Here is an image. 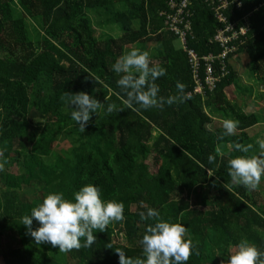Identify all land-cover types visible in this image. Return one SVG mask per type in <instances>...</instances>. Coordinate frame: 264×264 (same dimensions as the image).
I'll return each instance as SVG.
<instances>
[{
    "label": "trees",
    "instance_id": "1",
    "mask_svg": "<svg viewBox=\"0 0 264 264\" xmlns=\"http://www.w3.org/2000/svg\"><path fill=\"white\" fill-rule=\"evenodd\" d=\"M169 1L181 0H0V238L17 243L0 254L1 264H118L117 249L143 258L139 241L154 221L139 213L150 207L187 229L194 245L187 264H221L241 240L264 252V176L256 190H248L231 183L227 166L236 156L258 155L257 136L249 132L258 126L263 131L264 120L234 112L225 95L234 86L229 61L237 55L264 81V0H239L240 10L224 13L240 23L250 14V30L228 56L227 75L212 92L136 111L123 104L112 70L115 60L132 50L127 48H155L156 63L150 66L166 70L155 81L159 96L176 95L177 81L185 93L193 91L187 57L160 15ZM211 1L189 0L186 45L200 56L220 53L212 42L220 25ZM97 17L101 33L92 22ZM27 20L38 23L32 39ZM108 24L121 35L103 31ZM80 91L103 105L84 131L71 120L64 99V93ZM109 103L122 111L107 113ZM227 112L238 122L233 135L214 125L212 115ZM64 142L67 147L61 148ZM236 144L251 147L242 153ZM151 155L154 174L147 164ZM88 183L99 187L102 200L122 202L124 219L103 232L94 230L89 248L60 252L58 246L36 244L21 218L49 192L71 199Z\"/></svg>",
    "mask_w": 264,
    "mask_h": 264
},
{
    "label": "clouds",
    "instance_id": "2",
    "mask_svg": "<svg viewBox=\"0 0 264 264\" xmlns=\"http://www.w3.org/2000/svg\"><path fill=\"white\" fill-rule=\"evenodd\" d=\"M112 70L119 76L116 84L124 94L123 104L133 110L162 108L165 104L183 103L190 99L184 91L185 85L179 81L175 85L176 95L167 98L158 95L160 89L155 81L164 76L166 70L155 64L150 66L147 51L133 48L115 60ZM64 99L71 120L81 131L85 130L91 116L96 115L103 106L83 91L64 93ZM114 110L122 111L115 104H107V113ZM237 123L232 119L223 120V135H233ZM256 143L260 149L258 155H239L227 161L228 175L233 185L248 190H256L259 186L264 176V138H257ZM235 147L247 153L251 145L244 147L236 144ZM214 160L215 156L210 154L208 162ZM123 212L122 202L102 200L99 187L88 183L75 191L71 199L65 198L61 192H49L41 203L31 209L30 215L21 218V224L36 244L48 243L52 247L58 246L60 252H69L91 247L96 241L93 231L103 232L110 222L122 221ZM139 215L142 220L154 221L147 225L139 241L143 258L128 257L123 250L117 249L118 264H187L194 251L193 242L187 237V229L180 223L163 219L159 211L151 207ZM33 219L38 224L35 229L32 228ZM106 247L112 248L111 244ZM235 248L234 252L229 251L227 259L222 260L221 264H264V252L248 241L241 240Z\"/></svg>",
    "mask_w": 264,
    "mask_h": 264
},
{
    "label": "built area",
    "instance_id": "3",
    "mask_svg": "<svg viewBox=\"0 0 264 264\" xmlns=\"http://www.w3.org/2000/svg\"><path fill=\"white\" fill-rule=\"evenodd\" d=\"M167 12L160 15L164 17V25L166 29L173 33L180 43L181 50L187 57L189 70L194 82L193 91L188 95H204L205 91L212 92L217 84L227 75L226 60L229 55L234 54L238 45L242 44L240 38L246 36L250 30L249 16L239 21H228L224 14L227 10L235 8L241 9L239 0H212L211 8L214 17L219 23L220 28L213 37L214 43L220 48V53L207 54L200 56L193 50L187 48L186 41L191 36V12L189 10V0H181L180 2L169 1L167 3ZM239 24H241L239 26Z\"/></svg>",
    "mask_w": 264,
    "mask_h": 264
},
{
    "label": "rangeland",
    "instance_id": "4",
    "mask_svg": "<svg viewBox=\"0 0 264 264\" xmlns=\"http://www.w3.org/2000/svg\"><path fill=\"white\" fill-rule=\"evenodd\" d=\"M98 20H102V18H100V17H97L96 19L93 18L92 19L93 25H95L96 21L98 23H100ZM25 25H26L27 35L31 38V35H32L31 33L33 32V28L37 29L38 23L35 21L27 20L25 22ZM95 29H96L97 33H101V29L99 27H97L96 25H95ZM103 31H108V33L113 37H118L121 35L120 32L118 31V29L114 25H111V24L110 25L108 24L107 30L103 29ZM175 46L179 48L180 43H178V41H176ZM133 48L138 49L137 45L130 47V48H127V49L130 50ZM145 49H146L145 51H147L149 53L150 62L156 63V61L152 59V57L156 53L155 48L148 46ZM229 63H233L232 66L234 67L235 76H236L234 85L236 84L238 86L239 91H240V93L238 92L239 95H243L242 92H245L246 95H244V96L245 97L249 96V100L246 104L247 106H249L247 109H249V112H250V109H252L254 114L258 115L259 119L261 121H263L264 120V92H262V90H264L263 79L255 78L254 76H252L250 74V72L248 70V68H249L248 60L242 55H237L236 57H232L231 60L229 61ZM236 89H237V87H236ZM230 91L232 92V95H231V97H232L236 92H235V90L233 91L232 88H230ZM236 95H237V93H236ZM214 125H215V127H218L217 122H214ZM260 128H261V130L258 132L259 133L258 136H260L261 138H264V130L262 131L261 126H258L255 130H253L249 133H252L254 131L257 132ZM66 145H67L66 142L62 143L61 148H66L67 147ZM152 156L153 155H151L148 158L147 164L151 170V174H154L156 171V168L152 166ZM12 171H13V173L17 172L16 169H13ZM16 246H17L16 241H14L8 237H5V236L0 238V254L3 251L9 250V249L14 248ZM0 264H1V260H0Z\"/></svg>",
    "mask_w": 264,
    "mask_h": 264
},
{
    "label": "crops",
    "instance_id": "5",
    "mask_svg": "<svg viewBox=\"0 0 264 264\" xmlns=\"http://www.w3.org/2000/svg\"><path fill=\"white\" fill-rule=\"evenodd\" d=\"M234 69V68H233ZM249 70V69H248ZM255 77V76H254ZM256 78V77H255ZM235 83V82H234ZM236 87H237V89H236ZM230 88H232V90L234 91L235 90V92L237 93V95H236V93L231 97V95H232V92L230 91ZM240 93V91H239V88H238V86L235 84L234 86H230V87H228L226 90H225V95L227 96V98L231 101V104H232V106H233V110H234V112H237L238 110L241 112V113H243V114H245V115H256V114H254V112H253V110L252 109H250V112H249V109H247L249 106H247L246 104H247V102H248V100H249V96H247V97H245L244 95H246L245 94V92H242V94L243 95H239V93ZM262 92H264V90H262ZM247 100V101H246ZM227 115L224 117L223 116V114H213L212 116H213V120H214V122H217L218 123V127L219 128H223V126H222V124H223V120H225V119H232V120H234L235 121V119L233 118V115L230 113V112H227L226 113ZM251 132V131H250ZM252 135H254V136H257V138L258 137H260V136H258L259 135V133H257L256 131H254L253 132V134ZM261 138V137H260Z\"/></svg>",
    "mask_w": 264,
    "mask_h": 264
}]
</instances>
